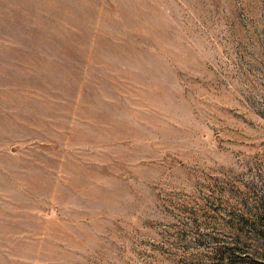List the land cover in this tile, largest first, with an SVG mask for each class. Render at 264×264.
I'll list each match as a JSON object with an SVG mask.
<instances>
[{"label":"rangeland","instance_id":"rangeland-1","mask_svg":"<svg viewBox=\"0 0 264 264\" xmlns=\"http://www.w3.org/2000/svg\"><path fill=\"white\" fill-rule=\"evenodd\" d=\"M0 264H264V0H0Z\"/></svg>","mask_w":264,"mask_h":264}]
</instances>
